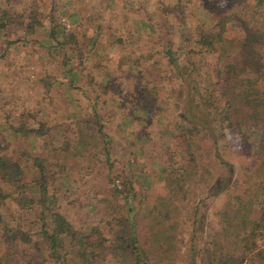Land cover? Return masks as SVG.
I'll use <instances>...</instances> for the list:
<instances>
[{
    "label": "trees",
    "instance_id": "trees-1",
    "mask_svg": "<svg viewBox=\"0 0 264 264\" xmlns=\"http://www.w3.org/2000/svg\"><path fill=\"white\" fill-rule=\"evenodd\" d=\"M1 1L0 82L21 70L12 68L13 57L31 67L41 97L27 101V108L12 93L0 103L3 110L24 105L15 124L0 121V264H173L184 245L194 264H264V0L212 2L211 23L178 32L176 42L165 31V26L173 31V21L151 22L155 33L160 31L158 39L149 33L140 55L148 59L159 51L167 60L172 84L163 94L158 83L166 68L153 58L135 74L126 69L138 55L114 43L117 30L87 0H77L78 20L60 36V0L44 13L16 8L18 0ZM37 32L51 41L41 42ZM12 34L18 35L8 38ZM108 61L115 64L110 75L104 69ZM97 68L103 69L101 78L91 84ZM130 75L134 83L127 88L124 78ZM110 77L115 85L106 84ZM54 78L64 93L71 92L73 100H65L73 117H48L62 104L54 96L50 100ZM133 108L144 109L147 120L165 119L154 133L168 135L174 147L158 156L162 178L147 188H140L131 173L143 170L155 155L151 145L132 150L129 130L123 142L109 137L123 127L118 113ZM36 111L37 119L27 122L26 114ZM247 127L257 129L258 136L254 149L244 152L240 145ZM149 136L146 132V141ZM115 152L120 163L112 157ZM239 156L237 164L230 161ZM73 174V187L78 191L76 181L86 184L82 191L94 199L95 213L103 214L84 228H75L57 205L59 180ZM113 178L117 186L109 185ZM203 193L220 196V203L199 214L196 202Z\"/></svg>",
    "mask_w": 264,
    "mask_h": 264
},
{
    "label": "rangeland",
    "instance_id": "rangeland-1",
    "mask_svg": "<svg viewBox=\"0 0 264 264\" xmlns=\"http://www.w3.org/2000/svg\"><path fill=\"white\" fill-rule=\"evenodd\" d=\"M86 1V0H85ZM217 0H87L86 2L92 4L95 6L97 10V16H100L104 20L111 22L112 25L109 26V24H106L109 26V28H113L112 31L117 30V35L115 38L114 43H124L123 46H121L120 49L127 51L132 54V56L137 57V61L135 64H132L129 62V66L126 67L130 70L132 74H135L137 69H144V66H147L152 59L154 58L156 61L160 62L159 67L163 69L166 68L165 75L166 77H161L159 81V92L163 94L167 89V87L172 84V79L167 77L170 75L167 71L168 63L165 57L159 56V51H155L156 53H153L151 58H144L142 55H140V46L143 45L142 43L146 42V39H149V33L156 34L158 39V34L160 31L153 30L152 24H161L160 21L166 20L167 22L173 21L174 22V29L173 31H168L169 28L165 26V31L167 32V35L176 42V38H178V32L194 28L195 25H205L211 23L213 20V17L211 13L208 10L209 4L212 2H215ZM61 9L58 12L59 17V26L57 27V36H60L62 32L71 30V23H75L78 20V9H77V0H60ZM4 3L0 0V7ZM54 0H18L15 3V7L19 8L22 6H28V7H34L37 9V11H40L41 13H44L48 11L47 5H53ZM135 8V9H134ZM139 8L138 15H136L134 12H137ZM94 13V14H96ZM109 14L112 15L109 17ZM125 21H127L128 24H124ZM138 24H142V30L137 31L136 26ZM167 25V24H166ZM126 29H129L132 33L128 34L125 31ZM103 32L106 31V29L102 30ZM37 37L40 39L43 43H49L51 39H49L45 34L42 32H37ZM35 34V35H36ZM18 34H12L8 38H14ZM94 38V35H90L88 37V40L91 41ZM163 40V36L161 39H159L160 45ZM147 44V43H146ZM116 46H119L115 44ZM159 46V43H158ZM3 45H1V48ZM159 48V47H158ZM144 50V49H143ZM158 50V49H157ZM143 52V51H142ZM41 57V55H38ZM53 57L56 58V54L53 53ZM104 56H100L99 58H103ZM115 58V57H114ZM109 59V58H108ZM11 66L13 69H21L19 70V73L16 76H10L9 78L4 77L3 81L0 82V103L3 99L2 96H8L9 94H14L17 96L16 99H21L22 102L26 104V106L21 104H17L14 108H8L6 110L1 109L2 106H0V121L3 122V120H6L7 122H10L11 124L16 123V118L21 113L19 110L22 109L24 106L27 108V101H35L37 98L41 97L40 94V84L39 82H34L32 77V73H30V66L26 64V62H16L13 57L10 61ZM27 65V67L24 65ZM105 74L110 75V70L112 68H115V64L111 61H108L105 63ZM54 71L55 69V63L51 67ZM17 71V69H16ZM38 72L42 71V68L39 66L37 68ZM36 71V72H37ZM52 71V70H51ZM52 71V72H53ZM33 72V71H32ZM100 72H103V69L97 68L94 78L90 81L91 84H96L99 82L101 76ZM54 73V72H53ZM31 76V77H30ZM125 83L128 85L127 88L131 87L134 83L133 76L130 75V77H126ZM136 81V79H135ZM53 85H51V101L56 97L59 98L61 101V105L57 108V113H50L48 115L49 119H57V117L60 118V114L67 115L73 117V112L70 109V104L72 97H70V93H64L66 91L62 90L61 87H59V82L57 78H54L52 80ZM107 85H115L116 79L114 77L109 78V82L106 83ZM105 91H108L109 88L107 86H101ZM101 89V88H100ZM104 97H108L107 93H102ZM62 96H64V99H62ZM70 100L66 101L65 100ZM3 101V100H2ZM108 108H112L113 104L111 102H108L107 104ZM29 110V109H28ZM52 111V109H50ZM30 112V110H29ZM166 112H170L172 115L174 114L175 110L171 105L166 106ZM6 113V114H5ZM32 115L26 114V121L31 122L32 120H36L39 116V113L37 115V111L32 112ZM42 116H46V112L42 111ZM37 116V117H36ZM120 119V123L123 126L121 130H117L116 132H111L109 134V137L117 138L119 137L121 142L128 139L127 135L128 133H125L127 128L131 127L135 129L137 132L138 138L140 141H143V143H146L147 145H151V151L154 152L155 155L150 158V161L147 165L143 166L144 169H140L139 171L134 169L131 175L133 176L134 180L138 181V186L140 188H147L148 186L153 183V180L155 182L160 181L164 172V165H162L161 160L159 159L161 157V154L164 151V148L172 146V139L167 135H163L160 137L155 136V129L159 124H162L165 122V119H155V120H147L145 119V111L142 108H133V111L129 114H126L125 112L118 113V116ZM23 118V116H22ZM24 120V118H23ZM136 120V121H135ZM25 121V120H24ZM114 119L109 121V124L111 125V122H113ZM131 122H135L131 125ZM112 126V125H111ZM65 129V126L64 128ZM257 130V129H256ZM252 128H246L243 131V142L242 146L240 147L244 150H252L254 149V143L258 136V131ZM4 130H2L3 132ZM151 134V136L148 137L149 141H146L144 138L145 134ZM141 133V135H140ZM12 134V133H11ZM59 135L60 133L57 132ZM144 137V138H143ZM136 138V136H135ZM143 138V139H142ZM1 139V137H0ZM3 142V141H1ZM118 151V150H117ZM122 157V161L124 164L129 163L130 158H126V154H120ZM160 156V157H158ZM112 157L117 161V163H120L118 152H115L112 154ZM238 158H242L241 156L237 158H230V161L232 160L233 163L237 162ZM234 163V164H235ZM237 164V163H236ZM123 165V164H122ZM124 166V165H123ZM122 172L129 173L125 171L124 169H121ZM71 175V174H70ZM72 176V175H71ZM71 176L63 177L59 180V185L61 186L58 196H57V205L59 207V210L62 214L65 215V217L72 223V225L75 228H81V227H87L88 222L90 221H96L100 218V215L102 213H95V204L94 199L91 197V195L88 193V191L84 192L82 191L85 189L86 184H82L79 181L77 188L73 187V180H75L76 176L73 174V179ZM72 179V180H71ZM119 184V181L117 178H113L109 181V185L111 186H117ZM198 192V189L197 191ZM186 194H184L185 196ZM205 193L201 195V201L196 202L199 206V214H205L209 210H211L213 207H216L220 203V196L218 195H208L204 196ZM190 196V195H186ZM203 198V199H202ZM192 199H190L187 203L190 207V203H193ZM196 201V200H195ZM184 214H191L190 210L187 211ZM103 215V214H102ZM183 215V213H182ZM184 216V215H183ZM185 217V216H184ZM83 227V228H84ZM189 227H187L188 229ZM188 237V234L184 231L180 233V239L186 241ZM181 255L173 262V264H194L189 261V257L186 255L187 250L185 248V245L181 247ZM108 264H117L114 261H108ZM154 264V263H152Z\"/></svg>",
    "mask_w": 264,
    "mask_h": 264
},
{
    "label": "crops",
    "instance_id": "crops-1",
    "mask_svg": "<svg viewBox=\"0 0 264 264\" xmlns=\"http://www.w3.org/2000/svg\"><path fill=\"white\" fill-rule=\"evenodd\" d=\"M78 17H79V11H78ZM136 121V120H135ZM133 123H135V122H131V125L133 124ZM127 130H129L130 132H129V134H131V136L133 137V138H131L132 139V141L134 142V144H135V146H132L131 148H132V150H134V149H143L144 150V144L145 143H143V141H140L139 139H137L138 138V135H137V132L135 131V129L134 128H132V126L131 127H129V128H127ZM140 135H141V133H140ZM135 136H136V138H135ZM144 138V137H143ZM142 138V139H143ZM145 140H146V138H144ZM121 152V151H120ZM119 152V153H120ZM121 154H123V153H121ZM126 154V153H125ZM127 155V154H126Z\"/></svg>",
    "mask_w": 264,
    "mask_h": 264
}]
</instances>
